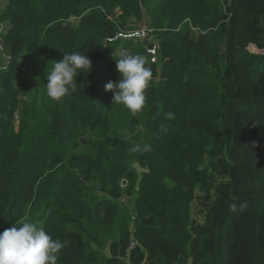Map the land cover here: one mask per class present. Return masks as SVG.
<instances>
[{
  "label": "trees",
  "instance_id": "16d2710c",
  "mask_svg": "<svg viewBox=\"0 0 264 264\" xmlns=\"http://www.w3.org/2000/svg\"><path fill=\"white\" fill-rule=\"evenodd\" d=\"M0 21V235L43 224L58 264H264V0H4ZM124 52L153 72L139 117L105 90ZM74 53L92 71L42 112L31 74Z\"/></svg>",
  "mask_w": 264,
  "mask_h": 264
},
{
  "label": "clouds",
  "instance_id": "9594fccd",
  "mask_svg": "<svg viewBox=\"0 0 264 264\" xmlns=\"http://www.w3.org/2000/svg\"><path fill=\"white\" fill-rule=\"evenodd\" d=\"M114 60L117 61L120 80L118 83L109 82L105 90L115 94L113 105H122L131 116L139 117L147 106L146 92L153 81L152 69L146 66L149 60L146 56L127 52L122 53L118 60ZM50 64L53 67L50 73L47 72L46 89L48 97L54 102H61L76 93L79 87L77 77L85 72L90 73L93 67L87 55L80 53L64 54L62 61ZM164 119L174 121L176 116L168 112ZM159 131L167 134L168 126L161 123ZM122 135H126L127 139L131 140L130 134L125 132ZM133 143L134 146L129 150L131 154H145L153 150L148 144L141 146ZM251 146L259 147L258 144ZM229 208L232 212L238 210L235 203ZM246 208L247 202H243L239 206V211L242 212ZM67 246L68 242L61 243L59 240H53L43 224L37 226L30 222L18 221L16 227L7 229L0 235V264H58L62 250Z\"/></svg>",
  "mask_w": 264,
  "mask_h": 264
},
{
  "label": "rangeland",
  "instance_id": "374dc122",
  "mask_svg": "<svg viewBox=\"0 0 264 264\" xmlns=\"http://www.w3.org/2000/svg\"><path fill=\"white\" fill-rule=\"evenodd\" d=\"M73 22H75V20H73ZM133 22V21H132ZM145 21L139 23V26H141V29L139 31H143L146 30V36L144 37H149L152 33V30H149L146 26V22ZM129 24H131V22H128ZM132 25V24H131ZM138 25L135 23L134 25V29H136ZM136 30L133 32L135 33ZM143 39V37H140ZM155 43V42H153ZM152 55H154L153 51ZM153 60V59H152ZM49 65L47 64H41L32 74H31V80L32 82L30 83V90L29 92L33 94V96H37V101H38V106L40 107L41 111H45L46 107L49 106H62V102H54L52 101L48 95H47V72L50 73L52 70V64H50L52 61V59H48ZM22 101H25L24 97H22ZM20 110H18L19 112ZM111 112L113 114V116H118V109L116 108V105H113L112 103V109ZM19 116V114H18ZM16 120L18 121V119L16 118ZM17 121H15V124H17ZM87 136H92V134L88 133ZM127 182V181H126ZM128 185V182L126 183V185L122 184V188H126ZM129 202L125 203L128 204ZM191 214H192V219L196 222H201L203 221V218L201 217L202 215L200 214V209L194 204L192 206L191 209ZM126 218L129 220H136V211L133 205H127V213H126ZM107 254H108V250H107Z\"/></svg>",
  "mask_w": 264,
  "mask_h": 264
},
{
  "label": "built area",
  "instance_id": "2783aa9c",
  "mask_svg": "<svg viewBox=\"0 0 264 264\" xmlns=\"http://www.w3.org/2000/svg\"><path fill=\"white\" fill-rule=\"evenodd\" d=\"M3 1L4 0H0V8H1V5H2ZM4 31H5L4 25H3L2 21H0V49H3L2 34L4 33ZM132 36H136L138 38L144 37V36H146V30L136 31L135 33H133V35H129V37H132ZM250 51L252 53H257V54L264 53V51H260L257 48H255L254 46L250 47ZM135 247H136L135 243L132 242L128 252H130L131 250L135 249Z\"/></svg>",
  "mask_w": 264,
  "mask_h": 264
},
{
  "label": "water",
  "instance_id": "95a60500",
  "mask_svg": "<svg viewBox=\"0 0 264 264\" xmlns=\"http://www.w3.org/2000/svg\"><path fill=\"white\" fill-rule=\"evenodd\" d=\"M255 48H256V47H255ZM126 183H127L126 181H123V185H126Z\"/></svg>",
  "mask_w": 264,
  "mask_h": 264
}]
</instances>
